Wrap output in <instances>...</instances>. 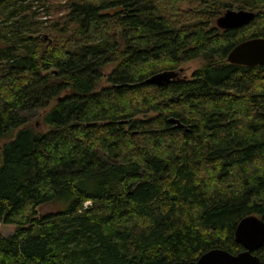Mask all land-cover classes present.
I'll list each match as a JSON object with an SVG mask.
<instances>
[{"label":"trees","instance_id":"obj_1","mask_svg":"<svg viewBox=\"0 0 264 264\" xmlns=\"http://www.w3.org/2000/svg\"><path fill=\"white\" fill-rule=\"evenodd\" d=\"M233 9L255 18L213 25ZM253 38L264 0L0 1V264L240 253L237 224L264 220V67L226 57ZM193 60L189 80L144 83Z\"/></svg>","mask_w":264,"mask_h":264},{"label":"water","instance_id":"obj_2","mask_svg":"<svg viewBox=\"0 0 264 264\" xmlns=\"http://www.w3.org/2000/svg\"><path fill=\"white\" fill-rule=\"evenodd\" d=\"M254 18L255 13L252 11L227 10L216 19L215 26L223 31L238 29L248 25ZM226 62L242 67H264V38H253L241 42L227 54ZM176 78L177 72H162L146 79L144 83L163 85ZM169 122L176 127H181L175 119H170ZM234 238L242 248L240 253L231 254L225 250L212 249L196 261L187 264H259V259L254 253L264 244V220L254 216L243 218L236 226Z\"/></svg>","mask_w":264,"mask_h":264},{"label":"rangeland","instance_id":"obj_3","mask_svg":"<svg viewBox=\"0 0 264 264\" xmlns=\"http://www.w3.org/2000/svg\"><path fill=\"white\" fill-rule=\"evenodd\" d=\"M236 10V9H233ZM215 25V22H213ZM202 66V61L193 60L187 63H184L180 66L179 71H177V78L189 80L192 74ZM28 123H35L37 128L36 131L39 133H45L47 126L44 124V115L41 112L33 113H23ZM86 206H89L86 204ZM64 207V206H63ZM61 207L58 203H49L43 205L37 209L38 215L43 216L46 214H58L61 211ZM15 230L13 225H0V234L2 236H9Z\"/></svg>","mask_w":264,"mask_h":264},{"label":"built area","instance_id":"obj_4","mask_svg":"<svg viewBox=\"0 0 264 264\" xmlns=\"http://www.w3.org/2000/svg\"><path fill=\"white\" fill-rule=\"evenodd\" d=\"M87 205H89V203H87ZM85 207H86V204H85Z\"/></svg>","mask_w":264,"mask_h":264},{"label":"flooded vegetation","instance_id":"obj_5","mask_svg":"<svg viewBox=\"0 0 264 264\" xmlns=\"http://www.w3.org/2000/svg\"><path fill=\"white\" fill-rule=\"evenodd\" d=\"M216 21V20H215Z\"/></svg>","mask_w":264,"mask_h":264}]
</instances>
